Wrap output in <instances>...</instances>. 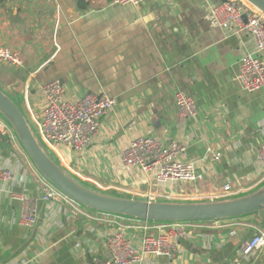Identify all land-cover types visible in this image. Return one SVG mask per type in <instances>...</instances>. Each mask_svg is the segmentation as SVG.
Here are the masks:
<instances>
[{
  "label": "crops",
  "instance_id": "obj_1",
  "mask_svg": "<svg viewBox=\"0 0 264 264\" xmlns=\"http://www.w3.org/2000/svg\"><path fill=\"white\" fill-rule=\"evenodd\" d=\"M89 1L87 9L78 0L0 4V44L23 59L20 67L4 65L0 89L32 127L45 107L43 87L53 80L73 100L86 93L116 100L83 152L68 147L71 175L108 195L163 203L223 201L260 189L264 87L247 92L239 80L241 60L255 54L256 41L247 31L215 23L211 7L223 0ZM179 90L197 104L195 116L185 121L177 119ZM137 136L182 144L181 159L194 162L203 178L161 185L156 169L126 167L122 153ZM18 140L0 134V156L14 172L10 184L0 182V264H91L93 257H109L107 240L118 229L139 246L145 220L63 200L45 203L43 175ZM13 194L37 200L35 226L20 224L23 203ZM190 225L174 258L145 255L141 264H233L244 241L264 232V211ZM245 261L264 264V247Z\"/></svg>",
  "mask_w": 264,
  "mask_h": 264
},
{
  "label": "built area",
  "instance_id": "obj_2",
  "mask_svg": "<svg viewBox=\"0 0 264 264\" xmlns=\"http://www.w3.org/2000/svg\"><path fill=\"white\" fill-rule=\"evenodd\" d=\"M27 3L34 0H16ZM52 2L53 0H45ZM114 4L138 5L145 0H112ZM210 13L215 23L225 30L241 33L247 31L256 41L255 54H246L240 63L239 80L244 91L254 92L264 87V12L247 0H223L211 7ZM0 64L20 67L23 59L20 53L10 46L0 44ZM45 107L33 127L34 132L48 152L53 153L60 164L71 169L60 144H65L75 153L83 152L97 137L101 121L116 105V100L106 94L86 93L73 100L67 94L66 86L59 80L44 85ZM177 119L185 121L194 117L197 111L195 99L189 93L176 92ZM0 134L17 137L9 122L0 118ZM185 147L177 142L163 143L158 138L137 136L131 140L122 153L126 167L138 166L148 171L156 169V180L165 185L172 182H196L203 178L194 162L181 159ZM220 160L221 153L214 154ZM258 160L264 166V142L258 153ZM14 172L0 156V182L10 184ZM42 200L45 203L65 201L75 205L77 202L64 194L44 176L40 181ZM226 191L230 186L226 185ZM13 198L23 203L20 224L33 227L38 222L37 200L24 194H13ZM190 221L155 222L145 220L139 246H134L125 229L115 230L109 235L107 247L109 257H93L91 264H141L145 255L174 258L180 238L190 233ZM264 247V232L260 231L246 239L241 246V259L233 264H246L256 251Z\"/></svg>",
  "mask_w": 264,
  "mask_h": 264
},
{
  "label": "water",
  "instance_id": "obj_3",
  "mask_svg": "<svg viewBox=\"0 0 264 264\" xmlns=\"http://www.w3.org/2000/svg\"><path fill=\"white\" fill-rule=\"evenodd\" d=\"M161 4V0H154ZM264 12V0H247ZM0 113L13 127L27 155L54 186L74 201L105 213L153 221H204L231 219L264 211V187L238 198L215 202L163 203L116 197L97 192L76 180L57 164L37 138L18 105L0 89ZM68 160L69 148L60 144Z\"/></svg>",
  "mask_w": 264,
  "mask_h": 264
},
{
  "label": "trees",
  "instance_id": "obj_4",
  "mask_svg": "<svg viewBox=\"0 0 264 264\" xmlns=\"http://www.w3.org/2000/svg\"><path fill=\"white\" fill-rule=\"evenodd\" d=\"M6 0H0V4L4 3ZM78 6L79 8L81 9H87L89 6H90V1L89 0H78ZM15 102V101H14ZM22 146V145H21ZM53 158H54V161L59 164L60 166H62L58 160V158L54 155V154H50ZM63 167V166H62ZM64 168V167H63ZM86 186V185H85ZM92 189V188H91ZM97 192H100L99 190L97 189H93ZM102 193V192H101ZM104 194V193H103ZM86 207V206H85ZM94 210V209H92ZM98 211V210H97ZM258 213H252V214H248V215H256ZM112 215H117V214H112ZM121 216H124V215H121ZM243 216H247V215H243ZM126 217H131V216H126ZM240 217V216H239ZM131 218H134V217H131ZM136 219H139V218H136ZM142 220H145V219H142Z\"/></svg>",
  "mask_w": 264,
  "mask_h": 264
},
{
  "label": "rangeland",
  "instance_id": "obj_5",
  "mask_svg": "<svg viewBox=\"0 0 264 264\" xmlns=\"http://www.w3.org/2000/svg\"><path fill=\"white\" fill-rule=\"evenodd\" d=\"M3 67H4V65L3 64H0V71H4L3 70ZM2 84H5V82L4 83H2ZM23 110V109H22ZM24 112V111H23ZM0 117L4 120V121H6V122H8V120L0 113ZM32 126V125H31ZM36 126V125H35ZM34 126V127H35ZM19 141V140H18ZM50 153V152H49ZM53 154V153H52ZM51 156V155H50ZM52 157V156H51ZM53 158V157H52ZM53 160H54V158H53ZM262 187H264V185L262 186ZM261 188V187H260ZM257 191V190H256ZM104 194H107L108 195V193H104ZM228 198H231V196H228ZM78 203V202H77ZM78 205H81V206H83V207H85L84 205H82V204H80V203H78ZM110 214V213H109ZM151 221H153V220H151ZM155 222H167V221H155Z\"/></svg>",
  "mask_w": 264,
  "mask_h": 264
}]
</instances>
